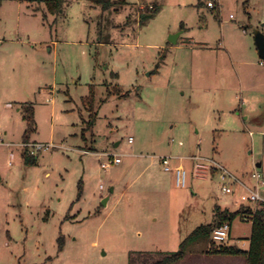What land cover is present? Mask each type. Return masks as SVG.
Listing matches in <instances>:
<instances>
[{
	"label": "rangeland",
	"instance_id": "374dc122",
	"mask_svg": "<svg viewBox=\"0 0 264 264\" xmlns=\"http://www.w3.org/2000/svg\"><path fill=\"white\" fill-rule=\"evenodd\" d=\"M124 1L103 9L64 0L52 13L43 0H1L0 264H129L131 252L175 253L214 222L217 206H240L222 192L230 181L220 171L195 174L194 157L248 183L262 172L254 160H264V64L254 33H264V0ZM28 105L27 142L51 144L38 154L24 146ZM249 105L255 115L244 119ZM98 151L122 161L104 170ZM179 165L185 187L176 185ZM163 176L172 177L167 195L158 194ZM250 228L237 218L232 240ZM210 247L199 237L181 263L236 259Z\"/></svg>",
	"mask_w": 264,
	"mask_h": 264
},
{
	"label": "trees",
	"instance_id": "16d2710c",
	"mask_svg": "<svg viewBox=\"0 0 264 264\" xmlns=\"http://www.w3.org/2000/svg\"><path fill=\"white\" fill-rule=\"evenodd\" d=\"M35 1V0H27ZM48 9L52 13H57L61 8L64 0H43ZM92 4L108 9L114 6L117 1L119 3L125 2L124 0H88ZM1 4V0H0ZM158 9L157 5H151L149 11L154 13ZM26 110V119L28 121V129L25 133L24 140L28 141V133L35 129L34 120V108L32 105H28ZM90 118H94V114L91 113ZM92 120L90 121L91 124ZM23 159L26 164H36L37 157L28 155L27 151L22 153ZM81 187L79 190V197L81 196ZM244 216H249L252 219V232L250 236L249 249L243 251L242 249L227 244H219L212 240L213 228L220 226L224 223H232L237 219H242ZM199 237L209 238L211 247L208 251L209 254H224V255H245L247 264H264V203L257 206L256 209L250 204H240L235 210L228 208L222 209L217 206L215 220L213 223L204 224L196 227L190 235L181 243L179 251L172 254H163L161 252L147 253V252H131L129 257V264H176L181 261L185 255L190 243L197 240ZM62 245V240H60ZM158 255L159 258H155L154 255Z\"/></svg>",
	"mask_w": 264,
	"mask_h": 264
},
{
	"label": "built area",
	"instance_id": "2783aa9c",
	"mask_svg": "<svg viewBox=\"0 0 264 264\" xmlns=\"http://www.w3.org/2000/svg\"><path fill=\"white\" fill-rule=\"evenodd\" d=\"M209 6H214V3L209 2ZM264 63V61H261ZM2 133L0 132V136ZM129 140L132 141L133 137H129ZM24 146L28 149V147L32 148L31 149V154H38L41 150L47 149L51 147V144L48 143H42V142H33L29 143L26 142L24 143ZM106 159L101 163V166L104 170L109 169L112 165L119 164L121 163L122 159L119 155L113 154V153H102ZM196 159L195 163V168L197 170V174L200 176H204L210 168L211 169H216L220 171V177L223 180H229V184H224L222 186V192L225 194H234L236 190V186L241 187L242 192L239 193L238 195V203L239 204H250V205H255L253 206L254 209L257 208V206L261 203H264V197L260 191V179L261 176L260 174L255 170L253 173V178L255 180L254 185H248L244 183L242 180L239 178L235 177L232 175L225 167H223L220 163L217 162H212V164H206V163H201L198 162V158L194 157ZM163 164L165 165L166 170H171L170 167V160L168 157H162L161 158ZM175 171V178H176V185L178 187H185L187 185V170L185 169L184 166L179 165L173 168ZM102 189L104 188V185L101 184L100 186ZM243 221H248L252 222L251 217L249 216H244L242 217ZM230 231H231V225L229 223H224L220 226H217L213 228L212 230V240L216 243H225L226 241L229 240L230 237Z\"/></svg>",
	"mask_w": 264,
	"mask_h": 264
},
{
	"label": "crops",
	"instance_id": "0c3cea01",
	"mask_svg": "<svg viewBox=\"0 0 264 264\" xmlns=\"http://www.w3.org/2000/svg\"><path fill=\"white\" fill-rule=\"evenodd\" d=\"M262 31V30H261ZM0 42H1V38H0ZM2 43V42H1ZM263 61V60H262ZM243 62H246L245 60L243 61ZM260 64H264V63H262V62H260ZM243 102L242 103H244V100H242ZM253 105H249V110H248V115L246 116V118H244V119H249V118H251V117H253L254 115H255V113H254V110H253ZM258 127H256L257 129H258V132L259 133H262L263 135H264V122H263V125H257ZM131 137V136H130ZM253 143H254V141H253ZM117 145H119V142L117 143ZM83 152L84 153H90V149H85V150H83ZM97 154H99V155H101L102 153H105L104 151H98V152H96ZM162 157V156H161ZM164 157H167V156H164ZM195 160V159H194ZM195 163H196V161H195ZM258 163H261V165L260 166H257V164ZM254 166L256 167V168H261L262 169V172H261V174H260V176L264 179V160L261 158L260 160L259 159H257V160H254ZM186 169V168H185ZM193 171L195 172V174H197V170H196V168H195V164H193ZM215 172H218V171H216V169H213V170H211V173L212 174H214ZM208 173V172H207ZM207 173L206 174H204V176H201V177H206V175H207ZM198 175V174H197ZM200 176V175H199ZM169 178V181H171V179H172V177H167V176H163L162 177V179H160V181H162V186H163V188H162V190H160L159 192L160 193H158V194H161V195H167V193H168V191H167V189L165 188L166 186H167V179ZM240 180H242V179H240ZM245 180V179H244ZM243 181V180H242ZM244 183H246V184H248V185H254L253 183H248V182H245V181H243ZM113 190H112V192H111V196H110V199H109V201H108V204L107 205H109V203H110V201H111V199L113 198V195L115 194V192H116V187H111ZM111 188H110V190H111ZM236 188V190H235V193L234 194H230V196H233V201L234 202H236V203H238L237 201H238V195H239V193H241L242 192V189H241V187H238V186H236L235 187ZM261 191V190H260ZM110 192V191H109ZM108 192V193H109ZM108 193H103V197H105ZM261 193H262V195H263V197H264V192L263 191H261ZM157 194V193H156ZM103 199V198H102ZM219 207H221L222 209H225V208H228V209H230L229 207H225V208H223L222 206H219ZM238 208V207H237ZM230 210H234V209H230ZM214 220H215V217H214ZM241 221H242V219H241ZM249 223H251V228H250V231H249V234H247L248 236H246V234L244 233V234H242V235H239V236H237L236 238H234L235 240H232L233 239V235H232V230H233V223H232V225H231V231H230V237H229V240H228V243H227V245H234V246H236V247H238V248H240V249H242L243 251H246V250H248L249 249V245H250V236H251V232H252V222H249ZM237 239V240H236ZM215 255H220V256H228V255H224V254H215ZM187 256V255H186ZM185 256V257H186ZM230 256H234L236 259H233V261H228V263L227 264H247V259H246V256L245 255H230ZM184 257V258H185ZM183 258V259H184ZM183 259L181 260V261H179L178 263H176V264H182L181 262L183 261Z\"/></svg>",
	"mask_w": 264,
	"mask_h": 264
},
{
	"label": "water",
	"instance_id": "95a60500",
	"mask_svg": "<svg viewBox=\"0 0 264 264\" xmlns=\"http://www.w3.org/2000/svg\"><path fill=\"white\" fill-rule=\"evenodd\" d=\"M179 35H180V33L171 35L170 41L172 43H176ZM254 35H255V43H256L259 55L262 58V60L264 61V33L260 29H257V30H255ZM260 165H261V163L257 164V166H260ZM112 190L113 189L111 188L110 192L105 197H103V199H102L103 205L107 206Z\"/></svg>",
	"mask_w": 264,
	"mask_h": 264
}]
</instances>
